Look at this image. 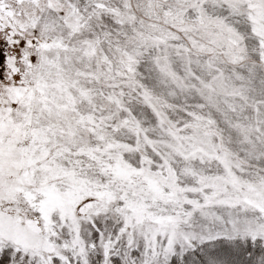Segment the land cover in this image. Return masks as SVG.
I'll return each mask as SVG.
<instances>
[{"label":"snow or ice","instance_id":"1","mask_svg":"<svg viewBox=\"0 0 264 264\" xmlns=\"http://www.w3.org/2000/svg\"><path fill=\"white\" fill-rule=\"evenodd\" d=\"M0 264H264V0H0Z\"/></svg>","mask_w":264,"mask_h":264}]
</instances>
